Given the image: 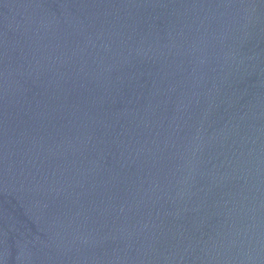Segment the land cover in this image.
I'll return each instance as SVG.
<instances>
[{"label": "water", "instance_id": "95a60500", "mask_svg": "<svg viewBox=\"0 0 264 264\" xmlns=\"http://www.w3.org/2000/svg\"><path fill=\"white\" fill-rule=\"evenodd\" d=\"M0 264H264V0H0Z\"/></svg>", "mask_w": 264, "mask_h": 264}]
</instances>
